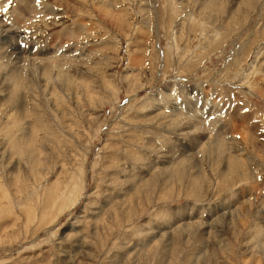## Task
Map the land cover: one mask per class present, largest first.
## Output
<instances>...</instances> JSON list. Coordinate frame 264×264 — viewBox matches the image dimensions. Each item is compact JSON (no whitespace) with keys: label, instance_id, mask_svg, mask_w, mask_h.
<instances>
[{"label":"rangeland","instance_id":"374dc122","mask_svg":"<svg viewBox=\"0 0 264 264\" xmlns=\"http://www.w3.org/2000/svg\"><path fill=\"white\" fill-rule=\"evenodd\" d=\"M0 264H264V0H0Z\"/></svg>","mask_w":264,"mask_h":264},{"label":"bare ground","instance_id":"6f19581e","mask_svg":"<svg viewBox=\"0 0 264 264\" xmlns=\"http://www.w3.org/2000/svg\"><path fill=\"white\" fill-rule=\"evenodd\" d=\"M13 74V73H12ZM15 74V73H14ZM16 80V79H15ZM18 81V80H17ZM15 83V82H14ZM18 99V98H17ZM188 103V102H187ZM192 106H196L197 107V105L195 104V105H191V102H190V104L188 103L187 104V108H192ZM180 115V114H179ZM191 123V122H190ZM199 127V126H198ZM204 134V133H203ZM209 150V149H208ZM216 152H218L214 147L212 148V155H214L215 156V154H216ZM231 164H232V162H231ZM239 167H240V164H237V163H234L233 165H232V167H231V170H232V172H231V176H233V175H236L237 176V174H238V170H239ZM237 171V172H236ZM178 174H180V173H178ZM182 174V173H181ZM180 174V175H181ZM225 175V178H226V172L225 173H223V176ZM185 176V175H184ZM183 177V176H182ZM199 178V177H198ZM224 178V177H223ZM232 178V177H231ZM157 181V180H156ZM224 182V181H223ZM195 183H197L196 182V180H195V178H194V180H192L191 181V184L194 186V184ZM155 184V183H154ZM196 185V184H195ZM194 187H196V186H194ZM222 222V221H221Z\"/></svg>","mask_w":264,"mask_h":264},{"label":"water","instance_id":"95a60500","mask_svg":"<svg viewBox=\"0 0 264 264\" xmlns=\"http://www.w3.org/2000/svg\"><path fill=\"white\" fill-rule=\"evenodd\" d=\"M197 106H198V101H197Z\"/></svg>","mask_w":264,"mask_h":264}]
</instances>
